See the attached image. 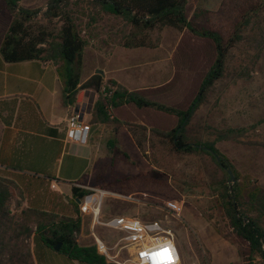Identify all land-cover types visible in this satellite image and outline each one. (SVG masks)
I'll return each instance as SVG.
<instances>
[{"label": "rangeland", "instance_id": "374dc122", "mask_svg": "<svg viewBox=\"0 0 264 264\" xmlns=\"http://www.w3.org/2000/svg\"><path fill=\"white\" fill-rule=\"evenodd\" d=\"M48 3V0H20L18 6L37 8L31 26L33 29L46 27L56 38L60 21L46 17ZM250 5L259 9L248 13V23L227 55L223 78L208 89L204 100L194 110L186 135L191 142L213 143L230 167L256 182L261 188L257 205L264 221V0H188L186 10L191 26L200 31L215 30L226 37L239 12L250 10ZM63 8L71 14L85 41L84 75L105 69L109 64V51L125 47V42L143 40L146 46L153 47L162 43L169 45L176 37L173 57L177 46L178 52L197 49L198 42L194 38L188 43L174 28L136 29L128 20L102 8L99 2L95 4V0H70ZM180 75V79L186 77V74ZM164 90L169 101L180 107H186L191 100L190 91L187 94L185 86L177 81L156 93L155 97H162ZM86 111L91 112L92 108L87 105ZM125 128L116 133L106 132L96 139L92 149L94 157L79 178L80 183L87 182L90 186L109 190L114 189L104 186L120 182L121 190L114 191L131 194L138 200L137 203L107 200L102 208V219L126 215L144 221L160 220L163 229L173 235L180 253V264H242L240 251L244 244L234 242L228 236L226 220L213 203L216 186L223 181L222 178L225 179L227 170L221 169L208 154H178L168 141L134 129L142 145L138 149L128 127ZM231 129L244 131L230 140H216L217 133ZM110 140H114L115 146L127 157L110 150ZM227 184L233 185V179ZM49 192L60 198V193L47 185L41 194ZM62 199L68 201L63 195ZM168 202H177L179 215L168 211ZM26 204L25 200L22 201L21 207ZM68 213L80 220V230L74 235L80 245H93L97 237L111 248L110 256L118 254L114 261L123 263L128 260L127 249L119 250L123 243L119 242L117 234L94 225L89 216H81L79 211L70 210ZM33 256L37 264H59L65 257L54 249L45 248L36 249Z\"/></svg>", "mask_w": 264, "mask_h": 264}, {"label": "trees", "instance_id": "16d2710c", "mask_svg": "<svg viewBox=\"0 0 264 264\" xmlns=\"http://www.w3.org/2000/svg\"><path fill=\"white\" fill-rule=\"evenodd\" d=\"M20 0H1L0 3V56L6 63L32 60H51L58 64L57 75L63 85L62 104L73 106L76 94L81 90L99 91L104 79L94 73L81 83L83 51L85 41L78 32L71 14L64 10L70 0H48L46 17L58 18L60 29L56 38L48 29H33L31 21L38 13L37 8L19 7ZM39 1V0H36ZM112 14L123 17L136 29L153 30L171 27L182 33L189 43L194 38L197 49L178 52L172 59L173 78L166 85L139 93L119 88L115 82H107L115 88L108 98L100 97L93 104L92 123L128 127L137 146L141 141L134 129L149 132L166 140L174 152L180 154H208L221 168L226 177L216 186L214 207L226 220L228 236L240 241L242 264H264V221L258 209L261 188L248 175H242L228 165L213 143H196L188 140L186 127L194 110L202 103L210 87L223 78L229 51L240 39V32L248 23V13L257 6L241 10L232 24V31L225 37L218 31H200L187 20L188 0H95ZM14 16V17H13ZM187 43V44H188ZM186 44V45H187ZM185 45V46H186ZM126 48L148 47L143 40L125 42ZM183 46V48L185 47ZM180 74L186 77L180 79ZM177 81L185 86L191 100L180 107L165 96L156 93ZM145 94V95H144ZM188 96V95H187ZM133 109H131L132 107ZM244 130H227L217 133V141L233 139ZM109 149L127 157L126 153L110 140ZM228 170H231L233 185ZM118 184V185H117ZM120 182L104 186L121 190ZM45 184L37 178H29L15 170L0 167V264H37L33 252L36 249H54L60 243L58 253L70 261L80 264H109L100 255L95 244L80 245L74 235L80 230L79 218L68 213L78 212L76 200L85 191L71 187V199L67 204L56 194H41ZM34 192V193H33ZM27 205L21 207L22 201ZM13 210V205H15Z\"/></svg>", "mask_w": 264, "mask_h": 264}, {"label": "crops", "instance_id": "0c3cea01", "mask_svg": "<svg viewBox=\"0 0 264 264\" xmlns=\"http://www.w3.org/2000/svg\"><path fill=\"white\" fill-rule=\"evenodd\" d=\"M175 40L169 45L122 46L109 51V64L102 70L104 82L111 80L121 89L142 94L166 85L174 72L171 58ZM83 65L81 83L94 74L84 75ZM57 67L51 60L6 63L0 56V167L37 178L47 188L51 186L60 193V201L67 204L61 195L70 200L71 187H93L87 182L80 183L79 178L94 157L96 139L106 132L116 133L126 128L92 123L91 112H87L84 121L91 126L87 144L67 140L66 120L72 110L87 105L92 108L99 95L92 90H81L73 106H63V85ZM106 262L118 264L114 259ZM59 264L80 263L64 257Z\"/></svg>", "mask_w": 264, "mask_h": 264}, {"label": "built area", "instance_id": "2783aa9c", "mask_svg": "<svg viewBox=\"0 0 264 264\" xmlns=\"http://www.w3.org/2000/svg\"><path fill=\"white\" fill-rule=\"evenodd\" d=\"M115 90L109 83L104 82L99 91L103 98H108ZM87 114L84 106L72 110L66 120V138L71 142L87 144L91 132V126L84 121ZM77 188L85 191L79 203L78 211L81 216H89L92 223L104 227L117 234L119 242L127 249L129 258L118 264H180V253L173 235L163 229L160 220L144 221L135 216L117 215L105 220L102 219V208L107 200L126 203H137L131 194L123 195L120 192L96 187L78 185ZM168 211L179 215L180 208L177 202L166 204ZM118 242V243H119ZM94 244L97 252L109 259L116 256L109 255V247L95 237ZM118 244L115 245L117 247ZM264 250V243L262 244ZM119 253V252H118Z\"/></svg>", "mask_w": 264, "mask_h": 264}, {"label": "water", "instance_id": "95a60500", "mask_svg": "<svg viewBox=\"0 0 264 264\" xmlns=\"http://www.w3.org/2000/svg\"><path fill=\"white\" fill-rule=\"evenodd\" d=\"M96 74H99V75L102 76V77L104 76L103 72H102V71H99V70L96 72ZM228 174H229L230 180H232L233 177H232L231 171L228 170ZM76 203L78 204L79 201L76 200ZM60 246H61V244H60V243H57V244L54 246V251H59Z\"/></svg>", "mask_w": 264, "mask_h": 264}]
</instances>
